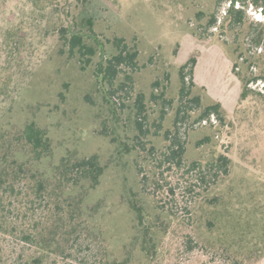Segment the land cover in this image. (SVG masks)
Here are the masks:
<instances>
[{"label": "trees", "instance_id": "16d2710c", "mask_svg": "<svg viewBox=\"0 0 264 264\" xmlns=\"http://www.w3.org/2000/svg\"><path fill=\"white\" fill-rule=\"evenodd\" d=\"M38 2L47 5L44 0H32L35 6ZM49 3L60 17L54 31L59 54L82 70L90 68L94 84L104 90L98 103L91 95L85 97L90 105L105 109L104 116L98 113L101 125L96 132L116 141L118 151L120 148L121 154L132 159L137 181L128 190L123 185L120 195L130 213V233L121 254L116 255L94 221L104 200L90 198L109 161H103L98 152L80 154L75 149L54 160L55 149L46 127L34 119L6 123L0 126V234L29 246L27 254L11 264H57L82 248L89 251L86 264H180L178 258L196 247H200L198 257H209L211 264H261L264 220L254 212L229 208L222 204V195L212 193L199 198L200 211L180 218L169 200L176 172L194 173L188 191L203 183L210 193L211 185L227 174L230 163L224 152L212 154L206 161L187 158L190 128L229 122L222 103L204 96V87L194 80L196 55L177 66L174 96L168 94L172 83L167 69L143 83L144 90L137 89L139 78L153 73L155 68L149 69L155 65V53L143 61L137 38L98 33L90 15L67 23L53 0ZM228 4L221 23L212 12L199 25L210 29L227 23L229 30L242 32L245 42H238L235 35L232 57V72L241 83L240 100L264 96L252 88V84L264 82V23L257 22L255 27L245 14L247 6L264 13V0H229ZM205 15L203 10L196 13L198 21ZM205 140L208 137L197 146Z\"/></svg>", "mask_w": 264, "mask_h": 264}, {"label": "rangeland", "instance_id": "374dc122", "mask_svg": "<svg viewBox=\"0 0 264 264\" xmlns=\"http://www.w3.org/2000/svg\"><path fill=\"white\" fill-rule=\"evenodd\" d=\"M44 1L47 5L38 2L35 6L32 0H0V126L34 119L47 128L52 138L54 160L66 150L75 149L80 154L98 152L103 161H109V168L90 199L104 200V207L94 221L103 230L111 250L119 255L130 233V213L120 202V195L123 185L128 190L137 181L136 171L131 157L121 154L120 148L118 151L116 141L96 132L101 125L98 113L104 116L105 109L98 104L90 105L85 97L91 95L98 103L104 90L94 84L90 68L82 70L59 54L54 31L60 17L50 7V0ZM53 2L67 23L71 18L78 20L90 15L98 33L108 37L116 32L127 39L137 38L143 49V61L155 53V65L149 71L155 69L139 78L137 89L144 90L143 83L148 84L167 69L171 71L172 83L168 94L174 96L177 66L190 55H196L194 80L198 87H204V96L222 103L229 122L190 128L186 134L187 158L206 161L212 154L224 152L230 163L227 174L211 185L210 193L204 190L203 183L188 191L194 173L176 172L171 178L173 194L169 200L177 216L183 218L198 210L203 194L219 193L223 205L243 213L251 210L260 221L264 220V96L240 100L241 83L232 72V57L237 44L235 35L238 42H245L242 32L229 30L227 23L210 29L199 25L212 12L221 23L229 0L220 5L214 0ZM200 10L206 15L198 21L196 13ZM245 14L246 21L255 27L257 22L264 23L260 8L247 6ZM12 30L16 32L9 35L7 31ZM252 88L264 92V82L254 83ZM157 114L158 107L152 116ZM171 115L167 116L165 126ZM205 136L208 140L197 146ZM198 248L186 250L178 258L180 264H209V261L211 264L209 257H198ZM28 250L24 241L0 234V264H11ZM69 257L57 264H86L84 259L89 257V251L82 248ZM262 260L264 264V257Z\"/></svg>", "mask_w": 264, "mask_h": 264}]
</instances>
